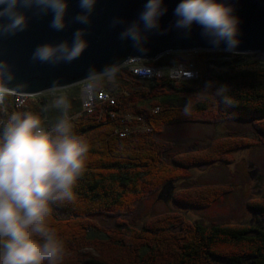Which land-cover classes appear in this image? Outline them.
<instances>
[{
  "label": "trees",
  "instance_id": "obj_1",
  "mask_svg": "<svg viewBox=\"0 0 264 264\" xmlns=\"http://www.w3.org/2000/svg\"><path fill=\"white\" fill-rule=\"evenodd\" d=\"M219 54L225 60L218 62L216 73L211 72L213 62L206 52L170 53L149 60L160 66L170 64L173 58L198 68L199 77L190 81L168 76L139 79L127 68L119 69L114 72L115 87L105 84L97 89L112 94L117 104L96 106L92 114L83 112V84L63 90L71 104L68 115L73 133L84 137L90 149L86 170L74 188L75 199L51 205L47 220L64 243L62 264H264L261 225L208 226L197 222L173 233L181 219L161 217L141 228L124 222L110 233L90 232L87 216L126 213L145 195L183 177L185 169L231 162L232 151L252 144L243 137L218 139L194 155L178 157L179 170L168 166L162 157L165 143L159 136L168 125L233 119L254 122L264 135V63L240 53ZM222 86L227 87L226 92L220 91ZM225 96L231 103H225ZM52 98L51 92L39 94L18 107L10 97L7 113H0V120L7 121L13 113L31 112L40 115L50 128L60 116L55 109L43 111ZM220 193L216 187L196 188L177 200L203 206ZM250 207L264 218V197L251 202ZM58 212L67 218H59ZM82 247L93 252L83 255L79 253Z\"/></svg>",
  "mask_w": 264,
  "mask_h": 264
},
{
  "label": "clouds",
  "instance_id": "obj_2",
  "mask_svg": "<svg viewBox=\"0 0 264 264\" xmlns=\"http://www.w3.org/2000/svg\"><path fill=\"white\" fill-rule=\"evenodd\" d=\"M97 0H80L81 13L76 22L88 24ZM163 0H148L139 20L145 29L158 27L159 17L167 9ZM37 8L42 14L51 11V27L57 31L66 26L65 16L69 0H0V34H15L27 27L28 17L21 9ZM179 17L176 26L189 28L193 23L204 29V34L228 49L239 44V19L231 6L223 0H181L175 9ZM139 46L143 34L138 23H133L121 34ZM88 42L85 30L73 33L72 42L42 44L33 59L42 63L71 62L84 52ZM14 74L7 62L0 61V113H7L10 97L24 95L25 85L12 86ZM87 91L91 93L105 84L116 86L112 68L102 73L90 70ZM52 100L43 111L58 110L59 118L46 127L38 114L13 113L7 121L0 120V264H62L65 247L48 226L53 204L75 199L74 188L86 170L89 143L73 133L69 118L71 104L63 89L54 82L50 89ZM222 93L227 91L222 86ZM225 103H231L227 96ZM188 115V108H185Z\"/></svg>",
  "mask_w": 264,
  "mask_h": 264
},
{
  "label": "water",
  "instance_id": "obj_3",
  "mask_svg": "<svg viewBox=\"0 0 264 264\" xmlns=\"http://www.w3.org/2000/svg\"><path fill=\"white\" fill-rule=\"evenodd\" d=\"M147 2L97 0L89 23L81 24L74 20L82 11L80 0H69L66 26L60 31L50 26L53 19L51 11L42 14L35 7L21 9L28 17L27 27L15 34H0V61L7 62L14 74L12 86L24 84L23 91L36 96L50 91L54 82L60 89L72 87L87 82L90 70L102 73L110 67L115 72L133 58L156 60L165 54L192 51L264 53V0H223L239 19V44L234 49H228L223 41L219 45L214 44L199 24L193 23L189 28L177 27L179 17L175 15V9L181 0H163L162 6L167 11L159 17L158 27L145 29L139 17ZM133 23L139 24L144 37L139 46L131 39L121 38ZM78 29L85 30L88 42L79 58L57 64L33 59L38 46L63 41L71 43L73 33Z\"/></svg>",
  "mask_w": 264,
  "mask_h": 264
},
{
  "label": "rangeland",
  "instance_id": "obj_4",
  "mask_svg": "<svg viewBox=\"0 0 264 264\" xmlns=\"http://www.w3.org/2000/svg\"><path fill=\"white\" fill-rule=\"evenodd\" d=\"M197 52L211 54L209 59L213 62L210 67L213 73L220 68L217 65L218 62L225 60L219 51ZM243 55L264 63V53ZM124 68L123 66L120 69ZM192 68L199 71L194 66ZM81 84H83L82 90H86L88 81ZM65 89L67 88L63 90ZM159 137L165 143L162 150L164 161L168 166L179 170L181 167L177 161L178 157L194 155L218 139L243 137L252 144L232 151L231 162L218 161L212 164L193 165L185 169L183 177L145 195L135 202L132 210L126 213L87 216L92 235L110 233L124 222L141 228L146 223L156 221L161 217L181 219V224L172 229L173 233L180 232L183 227L188 228L189 224L197 222L208 226L214 224L264 226V218L250 207L251 202L264 197V135L256 130L254 122L233 119H223L217 122H183L168 125ZM203 187H216L221 190V193L211 199L209 204L203 206L184 204L177 200V197H183L190 190ZM167 192L172 196L168 197ZM57 215L62 219L67 218L60 212ZM92 252L93 249L90 247H82L79 251L83 255Z\"/></svg>",
  "mask_w": 264,
  "mask_h": 264
},
{
  "label": "built area",
  "instance_id": "obj_5",
  "mask_svg": "<svg viewBox=\"0 0 264 264\" xmlns=\"http://www.w3.org/2000/svg\"><path fill=\"white\" fill-rule=\"evenodd\" d=\"M170 60V64L157 66L154 64L156 62H149L147 59L133 58L128 60L123 66L139 79L168 76L178 81H190L196 80L199 77L198 71L194 68H189L184 63H178L172 59ZM11 98L15 105L19 107L20 102L25 96L20 95ZM104 104L116 105V98L106 90L95 89L91 93L87 90H83V112H87L88 114L93 113L96 106Z\"/></svg>",
  "mask_w": 264,
  "mask_h": 264
},
{
  "label": "bare ground",
  "instance_id": "obj_6",
  "mask_svg": "<svg viewBox=\"0 0 264 264\" xmlns=\"http://www.w3.org/2000/svg\"><path fill=\"white\" fill-rule=\"evenodd\" d=\"M162 57V56H161ZM161 57H159V58H161ZM158 58V59H159ZM157 60V59H156ZM30 95V94H29ZM31 96H33V95H31ZM30 99V98H29ZM28 102V98H24L21 102H20V106H23V105H25L26 103Z\"/></svg>",
  "mask_w": 264,
  "mask_h": 264
}]
</instances>
